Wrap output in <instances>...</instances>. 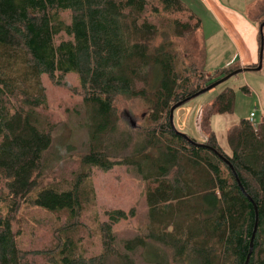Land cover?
<instances>
[{
  "label": "trees",
  "instance_id": "obj_1",
  "mask_svg": "<svg viewBox=\"0 0 264 264\" xmlns=\"http://www.w3.org/2000/svg\"><path fill=\"white\" fill-rule=\"evenodd\" d=\"M256 10L264 20L261 9ZM64 12L68 22L60 17ZM181 16L193 19V26ZM152 17L168 19L158 25ZM193 28H200V20L181 0H0V264H105L107 258L112 264H133L128 252L141 248L145 256L143 240L127 241L123 254L114 245L113 225L132 217L133 211L107 213L99 226L102 253L97 256H84L80 239L73 237L91 197V189L85 188L89 169L108 171L122 164L133 166L146 184L150 224L159 228L150 233L151 243L164 248L159 256L156 247L148 248L155 264L166 259V264H243L254 210L229 165L258 210L248 264H264V119L256 126L242 119L229 127L226 153L211 119L232 113L233 90L224 88L201 109L203 144L229 165L207 148L190 144L169 123L174 104L238 68L215 70L203 87L195 85V64H180L179 42L171 40L182 39ZM204 63L205 57L203 73ZM69 75L77 77V89L65 82ZM43 76L80 91L88 151L68 188L42 187L26 201L38 186L52 147L51 124L39 118L46 109ZM134 99L146 105L148 116L139 139L131 143L118 130L117 103ZM25 201L48 213L65 214V222L53 228L49 248L34 251L18 245L12 215Z\"/></svg>",
  "mask_w": 264,
  "mask_h": 264
},
{
  "label": "rangeland",
  "instance_id": "obj_2",
  "mask_svg": "<svg viewBox=\"0 0 264 264\" xmlns=\"http://www.w3.org/2000/svg\"><path fill=\"white\" fill-rule=\"evenodd\" d=\"M263 5L264 2L262 1L256 9L262 11L261 6L263 7ZM257 14L255 13L256 18H258ZM60 17L64 22L69 20L68 13H61ZM165 18L161 20L152 17L150 21L163 25L167 22ZM180 19L189 24L190 27L194 24L193 19L187 20L185 16H181ZM171 40L179 42L177 47L180 53V64L184 66H189L191 62L195 64L194 70L197 71V74L192 81L200 87H203V82L209 76L205 71L213 70L212 65L215 64L216 67H222L223 60L233 51L232 43L225 42V40L223 42H203L201 30L194 28L192 32L187 31L182 39L171 37ZM206 54L211 56L212 60L207 64L205 61L203 73L201 68L203 57ZM237 66L238 68L241 67L235 64L233 68ZM64 80L71 88H78V79L75 75H69ZM42 84L46 92V109L39 113V118L45 122L48 120L51 124L52 147L49 151L50 160L39 179L38 186L28 195L26 201L33 199L42 187L55 186L61 190L68 188L76 174L81 172L80 159L88 151L87 118L80 91H72L63 86H57L47 76H43ZM243 87L249 91H242ZM224 88H231L234 92L232 113L214 115L212 121L220 148L229 153L226 140L228 128L242 119H248L250 113L254 114L252 124L253 122L258 124L264 118V47L261 70L238 73L182 106L184 108L191 106V111L198 117L195 122L190 118L187 123L183 125V122H180L177 127L175 123L176 110L173 119L176 130L187 134L197 142L203 143L206 139L199 128L201 109L203 108L205 111L212 99ZM199 101L202 103L200 106ZM117 108L118 130L123 133L125 139L129 138L131 143L135 142L139 139V132L146 126L148 116L146 105L138 99L121 100L117 103ZM196 108H198L197 111ZM132 122L134 126H132ZM115 160L118 161L119 159ZM86 182L85 188L91 189V197L81 215V224L75 229L73 235L74 238L80 239V249L84 256L91 257L102 253V236L99 226L107 221L108 212L122 210L129 214L130 211H133L132 217L129 216L126 220H121L113 225L114 245L118 252L123 254L125 253L123 246L127 241L143 240L147 249L145 256H143L144 249L142 248L134 253L128 252V254L133 264H155L153 260L156 256L148 248L150 246L153 249L156 247L158 256L161 255L160 252H164V248L153 246L151 243L153 239L150 233L157 232L159 228L155 224H150L148 206L145 201L146 184L134 167L125 164L115 165L108 171L93 167L88 171ZM2 187L3 184L0 183V189ZM26 201L20 204L17 212L12 215L14 216L12 218V230L14 233L18 232L17 243L24 250L35 251L49 248L54 243L53 228L65 222L66 216L64 213L45 212ZM2 211L4 213L5 208L4 210L2 208ZM105 262V264H112V259L107 258ZM175 264H185V262Z\"/></svg>",
  "mask_w": 264,
  "mask_h": 264
},
{
  "label": "crops",
  "instance_id": "obj_3",
  "mask_svg": "<svg viewBox=\"0 0 264 264\" xmlns=\"http://www.w3.org/2000/svg\"><path fill=\"white\" fill-rule=\"evenodd\" d=\"M200 20L201 38L203 42H231L230 55L223 60L222 67L212 65L213 70H206L210 75L215 70L238 64L248 66L255 63L259 53V22L255 17L256 7L261 0H181ZM253 15V16H252ZM206 52V51H205ZM209 56V55H208ZM205 56L206 64L212 59ZM202 104L199 101V106ZM188 108L180 107L175 112V123L188 122L192 118L196 121L197 115ZM198 108H196V111ZM264 119V118H263ZM182 120V121H181ZM213 128V121L211 119ZM216 135V134H215ZM218 142V141H217Z\"/></svg>",
  "mask_w": 264,
  "mask_h": 264
},
{
  "label": "water",
  "instance_id": "obj_4",
  "mask_svg": "<svg viewBox=\"0 0 264 264\" xmlns=\"http://www.w3.org/2000/svg\"><path fill=\"white\" fill-rule=\"evenodd\" d=\"M263 27H264V21L262 23H260V25H259V30H260V33H259L260 34V48H259V64L257 65V67H255V68L245 67V68L236 69V70L230 72L229 74H227L226 76L222 77L221 79L217 80L216 82H213L212 84H210V85L198 90L196 93L192 94L191 96H189V97L181 100L180 102L174 104L169 110V123H170L171 128L174 130V132H176L177 134L182 135L185 140H187L190 144H192L194 146H201V147L207 148L208 150H210L211 152L216 154L221 160H223L228 165H229L228 161L225 160L219 154V152L216 151L214 148L208 147L205 144L200 143V142H194L187 135L181 133L180 131H177L176 128H175V125H174V121H173V119H174V111L177 108H179L182 105H184L185 103H187V102L193 100L194 98L198 97L199 95H201V94H203V93H205L207 91H210L211 89L215 88L219 84H222L223 82L228 80L230 77H232V76H234V75H236L238 73L246 72V71H259V70H261V68H262V63L261 62H262V54H263V46H264L263 32H262ZM132 126H134L133 122H132ZM229 167H230L231 171L234 174V177L236 179V182H237V185H238L240 191L242 192V194L245 197H247L249 202L252 204L253 210H254V224H253L252 232H251L250 239H249L248 252H247L245 260L243 262V264H248L250 256H251L252 251H253V241H254V237H255V234H256V231H257V227H258V210H257V207H256L255 203L253 202V200L245 193V191H244L239 179L237 178L232 166L229 165Z\"/></svg>",
  "mask_w": 264,
  "mask_h": 264
},
{
  "label": "flooded vegetation",
  "instance_id": "obj_5",
  "mask_svg": "<svg viewBox=\"0 0 264 264\" xmlns=\"http://www.w3.org/2000/svg\"><path fill=\"white\" fill-rule=\"evenodd\" d=\"M264 20H261L260 22H259V25H260V23H262ZM263 29H264V27H263ZM263 29H262V32H263ZM259 31V33H260V30H258ZM264 41V40H263ZM264 47V46H263ZM259 48H260V34H259ZM262 66H263V54H262ZM259 64V53H258V59H257V61L254 63V65H248V66H241L240 68H245V67H248V68H255V67H257V65ZM237 69H239V68H237ZM262 69V68H261ZM236 70V69H235ZM234 71V70H233Z\"/></svg>",
  "mask_w": 264,
  "mask_h": 264
},
{
  "label": "built area",
  "instance_id": "obj_6",
  "mask_svg": "<svg viewBox=\"0 0 264 264\" xmlns=\"http://www.w3.org/2000/svg\"><path fill=\"white\" fill-rule=\"evenodd\" d=\"M253 118H254V114H253V113H250V114H249V117H248V120H249L250 122H252ZM253 126H256V124H255L254 122H253Z\"/></svg>",
  "mask_w": 264,
  "mask_h": 264
}]
</instances>
